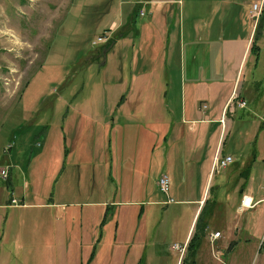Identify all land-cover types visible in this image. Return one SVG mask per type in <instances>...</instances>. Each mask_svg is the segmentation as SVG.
<instances>
[{"label": "rangeland", "instance_id": "rangeland-1", "mask_svg": "<svg viewBox=\"0 0 264 264\" xmlns=\"http://www.w3.org/2000/svg\"><path fill=\"white\" fill-rule=\"evenodd\" d=\"M153 10L135 0H0V264H176L177 258L182 264L186 252L175 245H182L189 206L181 202L183 181L167 169L159 149L167 125H158V135L152 118L124 117L117 108L129 83L132 40L138 43L140 26ZM197 15L202 16V0L176 7V22L181 16L187 25ZM104 30L110 39L93 43ZM257 34L260 50L246 81L263 100L237 109L224 143L233 160L212 168L210 193L227 212L228 226L237 229L227 251L219 254L215 245L209 253L218 264H264V201L251 210L235 206L241 194L264 197V31L260 34L259 26ZM172 77L171 105L178 115L176 67ZM160 97L158 107L166 112ZM8 165L12 183L1 172ZM161 173L170 179L174 202L146 205L167 200L157 184ZM22 196L27 205L7 207L10 197L22 204ZM207 199L198 226L211 208L213 198ZM50 202L59 205L51 208ZM118 217L128 229L115 236ZM199 253L202 264V248ZM139 255L146 259L138 262Z\"/></svg>", "mask_w": 264, "mask_h": 264}, {"label": "crops", "instance_id": "crops-1", "mask_svg": "<svg viewBox=\"0 0 264 264\" xmlns=\"http://www.w3.org/2000/svg\"><path fill=\"white\" fill-rule=\"evenodd\" d=\"M135 1L152 5L154 10L150 11L152 16L140 26L138 43L135 44L132 40L130 77L127 79L129 83L124 84L127 86L126 91L122 93L117 108L124 117L144 115L152 118L150 125L155 128L153 132L158 135L160 133L158 125L160 123L167 125L164 129L166 135L159 143L161 144L159 149L164 153L167 169L174 177L176 175L183 181V191L179 193L186 198L181 202L189 206L185 211L187 217L181 233L180 246L183 247V252H186L197 215L204 209L207 198L211 195L213 198L211 208L203 212L202 216L201 242L195 254V262L200 263L199 250L202 248V264H218L213 255L211 256L213 253H209L212 248L214 252L216 251L215 245L219 249V252L217 251L219 254L222 249L224 251L226 248L227 251V248L236 242L237 229L228 226L227 212L220 207L216 193L213 195L210 193L209 186L214 175L212 168L216 156L229 155L224 151V143L237 109L245 107L249 100L253 99L255 103L263 100L257 87H251L246 81L249 77V64L258 57L250 49L254 28L250 26L249 8L253 1L202 0V16L197 15L187 25L181 16L177 22L175 19L177 5H182L185 0ZM124 13H121V17ZM119 24L121 27L126 26V16ZM115 26L114 24L113 27ZM263 31L264 14L259 33ZM131 34L136 36L135 32L131 31ZM175 67L179 70L178 85L181 98L178 115L172 108L173 97L169 89L173 83L172 73ZM119 83L123 84V81ZM160 93L165 99L168 115L158 107ZM240 100L245 101L243 106L238 104ZM141 104H145V109L140 110ZM164 116L168 117L166 121L159 119H163ZM126 122L122 125L126 126ZM130 123L135 124V121L130 119ZM10 170L11 165L8 179L12 183ZM132 172L143 176L141 169L134 168ZM241 197L242 194L237 197L235 203L237 209ZM12 198L14 197H10L7 207L27 205L23 196L22 204L19 206L12 205ZM255 201L257 206L264 201V197ZM162 203L167 205L173 202H168L167 197L164 202L149 200L146 205ZM56 204L59 205L53 202L48 205L55 208ZM53 212L56 215L57 209ZM117 219L113 227L115 236L117 231L121 230L124 234L128 229L123 225L124 222H119V217ZM216 231L220 232V236L211 242L210 234ZM135 232H139L138 227ZM58 242L60 245L66 244L62 243L61 238ZM109 258L113 257L109 255ZM145 259V255L138 256V262ZM177 260L178 258L176 264Z\"/></svg>", "mask_w": 264, "mask_h": 264}, {"label": "built area", "instance_id": "built-area-1", "mask_svg": "<svg viewBox=\"0 0 264 264\" xmlns=\"http://www.w3.org/2000/svg\"><path fill=\"white\" fill-rule=\"evenodd\" d=\"M263 2L264 0H260L258 1H253L251 3V6L249 8V16L251 19H253V26L254 28L257 25V22L260 18L261 15V11H262V6H263ZM145 11L143 9L140 10V14H144ZM109 31L108 30H104L100 35L97 36V38L93 41V43H98L100 41H107L109 39ZM239 105L243 106L245 104L244 100H240L238 102ZM232 156L231 155H218L216 156V160H215V167L219 168V167H223L226 164H228V162H230L232 160ZM9 169L10 166L8 165V169L7 168H1V172L3 174L4 178H7L8 173H9ZM157 184L160 188V190L166 194V196L168 197V202H174L172 198L169 197V187H170V179L168 177V175L166 173H161L160 176L158 177V181ZM11 203L14 206L19 205L18 200L15 198L11 199ZM257 202L253 199V197L251 195L248 194H243L239 203V209L240 210H249L252 209L256 206ZM220 236V232H214L210 234L211 237V242L213 239L218 238ZM176 248H178L181 253H183V247H180L178 245H175ZM214 250L212 249V252Z\"/></svg>", "mask_w": 264, "mask_h": 264}, {"label": "trees", "instance_id": "trees-1", "mask_svg": "<svg viewBox=\"0 0 264 264\" xmlns=\"http://www.w3.org/2000/svg\"><path fill=\"white\" fill-rule=\"evenodd\" d=\"M263 14H264V2H263L260 18L257 22L255 29H254L252 43H251V47H250V49L255 53L256 57H257L258 52H259V45L256 42V39H257L256 37L258 36V34L256 35V33H257L258 26H259V30H260L261 21L263 19ZM109 39H110V37H109ZM247 170H248V167L245 168L244 171H247ZM7 182L11 183L9 181L8 177H7ZM201 233H202V228H200V225L198 226V217H197L196 223L194 226V232H193V234H192L191 238L189 239V242L186 246V254H185L184 258L182 259V264H196L195 254H196L197 249H198L200 242H201V239H200Z\"/></svg>", "mask_w": 264, "mask_h": 264}]
</instances>
